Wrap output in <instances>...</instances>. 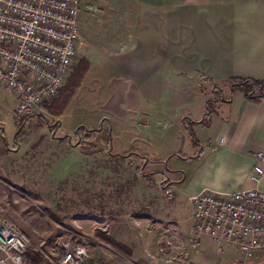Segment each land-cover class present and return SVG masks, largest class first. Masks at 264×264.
<instances>
[{
  "label": "crops",
  "instance_id": "crops-1",
  "mask_svg": "<svg viewBox=\"0 0 264 264\" xmlns=\"http://www.w3.org/2000/svg\"><path fill=\"white\" fill-rule=\"evenodd\" d=\"M111 1L116 10L98 20L82 5L78 17L77 64L87 61L89 69L75 94L98 84L101 97L92 94L96 103L78 109L72 97L54 133H105L115 156L99 165L129 166L131 191L154 198L168 214L167 187L174 212L192 213L191 198L203 190L255 186L250 174L264 152V98L224 92L210 115L206 103L213 83L264 80V0ZM247 262L264 264V250Z\"/></svg>",
  "mask_w": 264,
  "mask_h": 264
},
{
  "label": "rangeland",
  "instance_id": "rangeland-1",
  "mask_svg": "<svg viewBox=\"0 0 264 264\" xmlns=\"http://www.w3.org/2000/svg\"><path fill=\"white\" fill-rule=\"evenodd\" d=\"M112 4L111 0H81L83 12L94 20L116 10ZM77 57L72 73L79 64ZM214 85L222 84L213 83L212 94ZM222 86V94H232V84ZM85 87L82 92L88 94H74V109L94 103L92 94L101 97L98 84ZM14 100L11 92L0 87V219H10L26 232L31 241L27 252L43 255L38 264H61L66 246L76 244L87 247V264L247 260L236 246L219 251L210 235L196 238L192 213L174 212V194L164 196L171 209L169 214L162 212L153 204L154 198L131 191L132 184L126 181L129 166L108 161L99 165L115 156L105 133L87 134L80 128L71 138L58 137L54 132L60 115L46 107L53 100L20 120L13 115Z\"/></svg>",
  "mask_w": 264,
  "mask_h": 264
},
{
  "label": "built area",
  "instance_id": "built-area-1",
  "mask_svg": "<svg viewBox=\"0 0 264 264\" xmlns=\"http://www.w3.org/2000/svg\"><path fill=\"white\" fill-rule=\"evenodd\" d=\"M80 10L81 0H0V87L15 97V119L52 101L72 73L82 43ZM256 159L250 174L255 186L203 190L191 198L196 238L210 235L219 251L236 246L247 260L264 250V152ZM165 193L174 194L170 187ZM30 243L18 224L0 219V264H33L26 257ZM88 258L85 245H68L60 263L87 264Z\"/></svg>",
  "mask_w": 264,
  "mask_h": 264
},
{
  "label": "trees",
  "instance_id": "trees-1",
  "mask_svg": "<svg viewBox=\"0 0 264 264\" xmlns=\"http://www.w3.org/2000/svg\"><path fill=\"white\" fill-rule=\"evenodd\" d=\"M89 69V64L87 61H81L77 67L75 68L72 75L69 77L67 83L62 88L60 94L50 103L47 104L46 107L48 108L49 112L54 115H61L66 107L68 106L70 100L78 90L79 86L81 85L83 78L86 74V72ZM202 80L211 81L210 79L206 77H202ZM231 86V93L240 90L245 93V96L249 99L254 100H262L264 98V80H255V79H245V78H238L233 79L230 81ZM213 92L215 97L208 100L207 105V113L206 115H210L212 111L215 109V105L219 100H223V94L221 91V87L218 85L213 86ZM186 122H189L191 120L185 119ZM192 121L191 125L188 123V128L191 131V134L194 135V130L192 128ZM55 217V215H54ZM113 244L117 245L118 247L125 249V247L118 242H115L113 240H110ZM34 253V254H33ZM30 252L28 251L26 253V257L32 261L33 264H38L43 257V255L38 252Z\"/></svg>",
  "mask_w": 264,
  "mask_h": 264
}]
</instances>
